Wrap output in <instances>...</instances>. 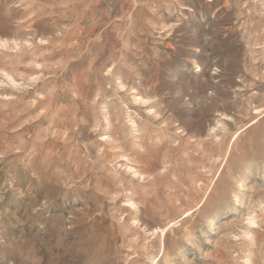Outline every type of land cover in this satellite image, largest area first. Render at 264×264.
<instances>
[{
    "label": "rangeland",
    "instance_id": "374dc122",
    "mask_svg": "<svg viewBox=\"0 0 264 264\" xmlns=\"http://www.w3.org/2000/svg\"><path fill=\"white\" fill-rule=\"evenodd\" d=\"M0 264H264V0H0Z\"/></svg>",
    "mask_w": 264,
    "mask_h": 264
}]
</instances>
